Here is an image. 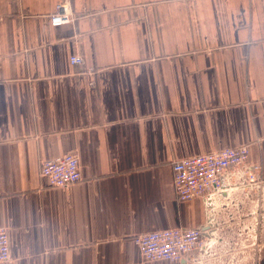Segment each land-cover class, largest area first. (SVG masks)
Wrapping results in <instances>:
<instances>
[{
    "label": "crops",
    "instance_id": "1",
    "mask_svg": "<svg viewBox=\"0 0 264 264\" xmlns=\"http://www.w3.org/2000/svg\"><path fill=\"white\" fill-rule=\"evenodd\" d=\"M63 1L0 0L8 264H264V0H68L56 28ZM246 145L231 185L179 202L174 161ZM67 154L82 181L51 187L42 163ZM176 228L206 246L141 258L135 237Z\"/></svg>",
    "mask_w": 264,
    "mask_h": 264
},
{
    "label": "built area",
    "instance_id": "2",
    "mask_svg": "<svg viewBox=\"0 0 264 264\" xmlns=\"http://www.w3.org/2000/svg\"><path fill=\"white\" fill-rule=\"evenodd\" d=\"M49 19L50 24L56 28L72 23L74 14L70 2L65 0L59 3ZM71 63L81 66L84 59L75 55L71 58ZM249 155V146L246 145L174 161V189L179 202L206 199L221 192L224 177L231 185L232 170L246 164ZM256 170L259 172L261 167H256ZM40 176L51 187L70 188L82 181L80 157L77 154H67L44 161ZM256 178V175H251L252 184H258ZM3 196L0 191V198ZM134 242L141 258L146 262H179L206 246L201 229L184 228L142 233L135 237ZM10 257L9 234L0 224V264H8Z\"/></svg>",
    "mask_w": 264,
    "mask_h": 264
},
{
    "label": "rangeland",
    "instance_id": "3",
    "mask_svg": "<svg viewBox=\"0 0 264 264\" xmlns=\"http://www.w3.org/2000/svg\"><path fill=\"white\" fill-rule=\"evenodd\" d=\"M253 230H250V231H247V233H239L240 236H238L237 238H239V240L237 241L236 244H243L241 247H245L246 248H249V247H252L253 245V242H254V234H253ZM237 246V247H240V246Z\"/></svg>",
    "mask_w": 264,
    "mask_h": 264
}]
</instances>
